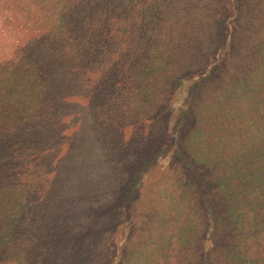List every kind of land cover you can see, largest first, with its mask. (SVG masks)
Here are the masks:
<instances>
[{
    "label": "trees",
    "instance_id": "obj_1",
    "mask_svg": "<svg viewBox=\"0 0 264 264\" xmlns=\"http://www.w3.org/2000/svg\"><path fill=\"white\" fill-rule=\"evenodd\" d=\"M1 7L0 264H264V0Z\"/></svg>",
    "mask_w": 264,
    "mask_h": 264
},
{
    "label": "rangeland",
    "instance_id": "obj_2",
    "mask_svg": "<svg viewBox=\"0 0 264 264\" xmlns=\"http://www.w3.org/2000/svg\"><path fill=\"white\" fill-rule=\"evenodd\" d=\"M2 9H4V7H1V13L3 12ZM0 13V14H1ZM11 20V18H10ZM12 24L13 25H16L15 22H13L12 20ZM1 25V24H0ZM21 27V26H20ZM2 26H0V32L2 31ZM19 29V28H17ZM39 35V29L38 28H35L34 26L28 28V30L26 32H23L22 34L18 33V40L19 39H22V42L21 40L18 41V43H23L25 42L26 38H31V37H34V36H37ZM3 40L0 38V58L1 59H4V58H7L8 57V50L11 49L10 45H8L7 49H5L4 47V44L2 42ZM17 40H15L16 42ZM15 45V44H14ZM10 52V51H9ZM68 101L72 102L73 105L72 107L69 105L68 108H70L69 110H65L63 111L60 115L62 116L60 118V120H62V125L64 128H66V130L64 131V134L66 135H71L72 133H75L73 136L74 139H78L81 138L82 136L80 134H77V129H78V120L81 116L80 113H83L81 111L86 110L85 108H87V105H88V99L85 98V97H82V96H73V97H70L67 99ZM67 101V102H68ZM76 109V110H75ZM78 115V117H73V115ZM74 143V141H73ZM67 146H68V142H64L63 143V140L60 142V144H58L56 146V148L53 150V152L51 154H53V157L50 158L49 162H48V167H47V170H48V177H52L54 172L56 171L55 169L56 168V164H55V161L58 159L57 157H59L60 155L64 154L66 149H67ZM47 151V150H46ZM115 235H113L111 232H109V234H107V237L106 239L107 240H112L114 239Z\"/></svg>",
    "mask_w": 264,
    "mask_h": 264
}]
</instances>
